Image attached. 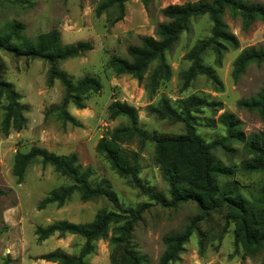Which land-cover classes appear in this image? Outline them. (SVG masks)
I'll return each instance as SVG.
<instances>
[{
    "label": "rangeland",
    "instance_id": "rangeland-1",
    "mask_svg": "<svg viewBox=\"0 0 264 264\" xmlns=\"http://www.w3.org/2000/svg\"><path fill=\"white\" fill-rule=\"evenodd\" d=\"M100 1L0 0V32H7L9 26L18 23L25 27L21 36L29 40L55 29L60 33L63 44L90 42V52L63 62L59 69L68 74L73 82L84 76H92L102 85L99 93L84 99L83 110L68 106V113L81 126L62 125L52 116L45 117V112L57 106L63 97L58 81L48 86L47 63L15 58L0 51L1 78L19 97L26 119V127L18 132L9 130L4 134L0 128V189L7 192L0 197V263L10 256L13 264H42L38 257L56 249L69 256L77 255L84 240L75 236L59 239L55 234L39 242L34 235L35 228H45L55 221L63 220L87 223L100 211H112L106 199L83 203L78 194H73L60 208L50 205L38 210V203L49 192L69 186L71 182L53 173L51 168L34 163L27 168L23 182L17 184L12 175L14 156L16 153H26L32 147L61 156L75 153L80 167L90 170L89 180L93 187L100 184L123 208L136 209L140 205H148L130 241L135 252L145 258L146 264L158 263L164 250V236L180 234L192 220L201 217L200 210L192 202L180 204L176 208L161 205L160 201L169 203L170 198L167 185L153 164L151 144L147 143L142 148L137 143L113 145L114 148L121 147L138 153V177L149 189L150 196L129 186L96 154L95 147L102 137L107 138L113 129L129 125L123 117L109 119L107 107L114 101L134 107L138 115V128L150 136L182 135L184 127L181 123L159 119L150 112V108H157L163 97L175 108L178 100L194 96L209 104L193 115L196 133L206 143L226 136L225 129L217 123L222 113L233 114L241 121V131L245 137L259 134L264 137V124L258 114L246 112L237 106L238 102L253 98L264 86V64L250 65L236 81L231 76L232 64L243 50L250 47L264 48L263 23L256 22L243 30L238 18L226 15L223 21L237 39L238 48L228 49L219 66H216L212 52L208 51L202 57L203 64L214 71L218 84L204 76H197L183 90L182 75L189 68L185 57L198 41L209 37L211 29L206 17L193 20L188 30L165 55V63L171 71L170 79L157 82L153 89L149 86V78L157 63L151 64L142 81L138 82L130 76H115L107 68V62L112 56L127 59L128 46L140 45L141 37H152L156 26L164 22L162 11L167 6L201 0H149L147 8L140 0H129L125 4L123 19L117 23H112L113 10L101 16L95 15L96 5ZM243 1L264 5V0ZM4 105L5 102L0 100V123ZM227 148L228 151L217 147L212 153L216 163L233 168L231 178H219V183L235 182L244 197L257 198L264 177L242 170V164L249 159L242 144L232 142ZM233 229V224L226 222L224 212H212L201 217L183 246L179 260L172 264H261L260 256L245 258L241 249L234 246ZM94 247V254L86 257L85 261L88 264H110L108 242L98 241Z\"/></svg>",
    "mask_w": 264,
    "mask_h": 264
},
{
    "label": "trees",
    "instance_id": "trees-1",
    "mask_svg": "<svg viewBox=\"0 0 264 264\" xmlns=\"http://www.w3.org/2000/svg\"><path fill=\"white\" fill-rule=\"evenodd\" d=\"M128 1L102 0L96 5L95 15L101 16L113 10L112 23H117L123 19L125 4ZM140 2L146 8L149 5V0ZM226 15L238 18L242 29L246 30L256 22L264 24V5L243 0H201L167 6L162 11L164 22L156 26L154 35L141 37L138 46H128L127 59L112 56L107 62V68L115 76H130L140 82L150 65L157 63L149 78V86L155 89L157 82H167L170 79L171 71L165 63V55L188 30L193 20L206 17L211 24L209 37L198 41L187 53L185 60L189 62V68L182 75V89H186L197 76H204L212 83L218 84L214 71L203 64L202 57L206 52H212L214 62L219 66L228 49L238 48L237 39L223 21ZM24 29V25L16 23L9 26L7 32H0V51L7 52L15 58L47 63L48 86L58 81L63 90V97L57 106H52L45 112V117L52 116L62 125L69 124L71 127L79 128L81 125L68 113V106L83 110L84 99L91 94L99 93L102 85L92 76H84L73 82L59 66L69 59L90 52L91 43L81 41L63 44L60 33L55 29L29 40L21 36ZM252 64H264V48L250 47L243 50L232 64V79L238 80ZM0 100L5 102L0 123L1 131L7 134L9 130L18 132L24 129L26 127L24 108L19 104L16 93L2 80L1 68ZM208 105L205 100L192 96L178 100L176 107L173 108L163 97L157 108H150V112L159 119L181 123L184 133L177 136H150L138 128V115L134 107L114 101L107 107L109 119L123 117L129 125L113 129L107 138L102 137L97 142L95 152L109 164L116 175L125 179L129 186L145 196H150L149 189L138 177L140 172L138 153L121 147L114 148L113 145L137 143L139 148H142L147 143L151 144L153 164L167 185L170 198L169 203L160 201L161 205L176 208L180 204L192 202L197 205L201 217L212 212H224L226 222L234 226V246L241 249L245 258L253 259L260 256L261 264H264V183L258 189V197L253 199L244 197L235 182L226 181L220 184L219 178H231L233 168L216 163L212 154L217 147L228 151V144L240 143L245 154L249 156L242 164V170L264 177V137L260 134L245 137L241 131V121L233 114L222 113L217 118V123L225 129L226 136L221 140L206 143L196 133L193 115ZM237 106L246 112L257 113L264 124V86L253 98L242 100ZM34 163H39L43 168H51L53 173L71 182L69 186H61L49 192L38 203V210L50 205L60 208L73 194H78L83 203L106 199L112 206V211H100L87 223L77 224L63 220L55 221L45 228L36 227L34 235L39 242L55 234L59 239L75 236L84 240L77 255L69 256L56 249L38 257L39 260L54 264H88L85 259L94 254L95 243L107 241L110 264H146L145 258L135 252L130 241L131 234L141 221L148 205L143 204L136 209L123 208L100 184L94 187L90 184V170H83L80 167L75 153L61 156L39 147H32L26 153H16L14 156L12 175L17 184L23 182L27 168ZM6 194V191L0 189V197ZM201 217L192 220L180 234L166 235L162 238L164 250L157 264H172L179 260L183 246L188 242ZM13 263L11 257L6 256L0 264Z\"/></svg>",
    "mask_w": 264,
    "mask_h": 264
},
{
    "label": "crops",
    "instance_id": "crops-1",
    "mask_svg": "<svg viewBox=\"0 0 264 264\" xmlns=\"http://www.w3.org/2000/svg\"><path fill=\"white\" fill-rule=\"evenodd\" d=\"M70 237H73V236H70ZM41 261H42V260H41ZM44 263H45V264H54V263H48V262H45V261H44Z\"/></svg>",
    "mask_w": 264,
    "mask_h": 264
},
{
    "label": "bare ground",
    "instance_id": "bare-ground-1",
    "mask_svg": "<svg viewBox=\"0 0 264 264\" xmlns=\"http://www.w3.org/2000/svg\"><path fill=\"white\" fill-rule=\"evenodd\" d=\"M40 263L45 264L44 261H41Z\"/></svg>",
    "mask_w": 264,
    "mask_h": 264
}]
</instances>
